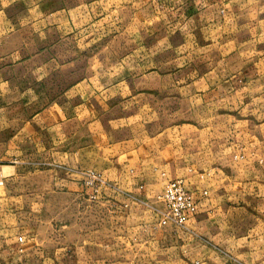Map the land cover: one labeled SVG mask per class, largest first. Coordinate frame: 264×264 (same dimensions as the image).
<instances>
[{
	"label": "rangeland",
	"instance_id": "374dc122",
	"mask_svg": "<svg viewBox=\"0 0 264 264\" xmlns=\"http://www.w3.org/2000/svg\"><path fill=\"white\" fill-rule=\"evenodd\" d=\"M160 2L0 0V165L22 159L21 135L22 142L41 135L37 142L46 144L62 134L71 137L67 148L85 142L107 158L132 150L161 178V188L187 167L205 170L212 150L264 156V0H248L245 11L226 16L165 12ZM65 120H81L75 137L76 123ZM30 146L16 178L0 174V264H264L258 253L247 254L257 245L251 217L229 252L206 255L198 246L194 254L174 241L186 225H158L163 206L156 197L137 229L149 232L146 243L118 238L102 251L79 248L78 227L91 236L92 219H63L59 197L50 193L47 215L53 201L54 219L40 224L28 200L7 199V191L29 195L67 173L66 165ZM245 207L258 213L253 204Z\"/></svg>",
	"mask_w": 264,
	"mask_h": 264
},
{
	"label": "crops",
	"instance_id": "0c3cea01",
	"mask_svg": "<svg viewBox=\"0 0 264 264\" xmlns=\"http://www.w3.org/2000/svg\"><path fill=\"white\" fill-rule=\"evenodd\" d=\"M247 1L161 0L160 3L165 12L172 10L180 14L189 12L192 14L190 16L216 12L226 16L244 10ZM147 2L149 3V0ZM80 121L65 120L68 123H76L73 131L74 137L78 124H81ZM84 121L86 122V120ZM28 134L32 133H26V136ZM67 134L70 133L67 132ZM30 137L33 139H25L29 143L22 142V135L17 138L21 141L19 145L23 146V149L16 152L22 157L20 161L14 165H0V174H3L5 179L17 177L23 159L28 156L24 150V146L27 144L34 146L36 153L44 151V154L53 157L55 162L66 165L67 173H63L64 177L60 181L37 184L35 189L29 192V195H17L16 188L11 192L13 196L7 191V199L28 200L32 211L30 214L35 215V220L40 224L43 222L49 224L54 219L53 201L50 202L53 207L52 213L47 215L50 213L48 211L50 193L53 199L59 197V201L55 204L61 207L59 213L63 219L69 221L72 218H74L73 220L77 218L78 221L92 219L94 225L91 236L83 235L80 226L78 227L79 248L88 246V248L94 247L96 251H102L101 249L117 245L118 238H121L122 243L127 241L130 244L141 245L143 242H147L145 238L149 232L137 231V229L148 219L144 206L160 194L163 187H160L161 178L151 172L150 166L144 164L145 159L141 160L134 151L123 148V150H117L122 152H118L116 158H107L106 154H101V150L88 148L85 142L80 145L79 141L75 147L70 149L63 143L71 137L65 138L62 134L46 138V144L37 142L41 139V135L40 138H36V135ZM211 145L215 146L214 142ZM31 146L30 148H32ZM58 149L60 151H57ZM105 151L106 149H104ZM209 153L210 163L207 164L205 170L187 167L182 175L172 178L183 179L187 189L193 193L198 202L197 213L185 224L186 229L175 234V244L179 243L180 249L189 247V251L194 254H196L198 246L208 249L204 252L206 255L227 253L240 243L242 240L239 239L242 235V232L239 231L241 230L240 226L247 218L251 217L254 221L252 234L255 240L257 239V245L251 248L247 254L253 255L255 252L259 254L260 259L264 258V226H262L264 224V156H261L260 159L255 158L262 152L257 150L252 152L251 155L254 156L252 158L248 154L229 155L225 150H212ZM122 156H126L124 160L121 159ZM224 157H228V160L225 161ZM217 161L218 163H216ZM224 161L225 163H223ZM89 170L99 173L102 179L109 184V187H102L99 190L95 200H90L87 197V189L84 187L83 177L80 175L81 172ZM39 173L42 172L39 171ZM10 180L16 181V179H7L6 182ZM18 203L22 206L21 202ZM85 203H93L95 207L93 211H86ZM252 204L256 206L257 214L250 212V209L245 207ZM63 227L69 231L68 236L73 234L70 225ZM132 237L137 239L133 240ZM139 237L141 239H138ZM52 240L53 235L47 234L46 252L52 251L49 249L53 247ZM38 241L39 235L34 236L33 234L32 243ZM9 247V251H11L12 246ZM12 251L17 254L16 247ZM246 252L244 250L241 255L245 257Z\"/></svg>",
	"mask_w": 264,
	"mask_h": 264
},
{
	"label": "built area",
	"instance_id": "2783aa9c",
	"mask_svg": "<svg viewBox=\"0 0 264 264\" xmlns=\"http://www.w3.org/2000/svg\"><path fill=\"white\" fill-rule=\"evenodd\" d=\"M80 175L83 177L82 181L87 189V197L90 200L97 199L99 190L102 187H109L108 182L104 181L99 173L92 170L81 172ZM2 185L3 180L0 178V186ZM156 200L163 206L162 211L156 210L160 227H164L167 222L175 226L184 227L197 213V199L187 189L184 180L181 178L166 181L161 193L156 196ZM17 243L19 245L23 243L21 236L17 238ZM18 250L22 251L21 248Z\"/></svg>",
	"mask_w": 264,
	"mask_h": 264
}]
</instances>
